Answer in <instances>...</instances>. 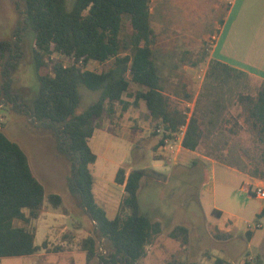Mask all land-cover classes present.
<instances>
[{"label": "rangeland", "instance_id": "obj_1", "mask_svg": "<svg viewBox=\"0 0 264 264\" xmlns=\"http://www.w3.org/2000/svg\"><path fill=\"white\" fill-rule=\"evenodd\" d=\"M73 3L74 0H67L69 8ZM213 5L211 0L173 1L164 21L178 24L180 29L175 28V31L181 33L178 37L184 42L186 50L175 49L172 54L160 51L158 62L166 91L175 97L176 103L185 112L194 108L198 94L203 92L200 111H205V132L197 151L219 162L232 164L251 176L264 156V144L256 142L257 135L246 129L240 130L238 134L231 133L227 127L232 123L227 124L225 119L229 118L233 122L232 117L241 111L235 102L237 93L247 91L256 85L255 82L250 77L241 81L205 82L207 62L201 60L194 65L195 61H192L205 57L211 35L223 16L222 10ZM23 12L22 0H0V38L17 41L13 55L0 65V79L8 81L12 93L19 96L17 104L0 102V129L24 149L46 194H60L63 203L54 207L45 199L39 218L28 223L27 226L37 229L35 244L41 246L35 254L0 257V264H103L100 256H109L110 244L98 238L95 222L69 188L72 163L58 152L57 137L53 130L36 121L29 113L28 106L32 104L39 88L38 74L53 73L54 62L49 60L37 69L34 34L23 22ZM154 24L157 25L155 19ZM170 32L165 30V33ZM63 61L69 63L67 58ZM87 67L100 71L104 64L93 59ZM135 88L132 87L133 91ZM184 88L193 94L190 103L183 99ZM79 92L81 99L78 113L99 97V91L85 86H80ZM144 109L141 105H131L123 110L117 102L115 114H105L102 118V126L106 130L97 129L89 139L91 148L98 155L93 171L96 175L104 174L106 184L114 179L121 165L128 170L145 168L148 171V175L141 179V208L160 221L163 230L155 236L148 246L147 255L137 264H165L175 257L187 264H213L218 257L225 259L227 264H242L249 255H253L255 263L259 257L258 261L264 264V215L260 214L264 200L242 188L248 182L232 166L200 160L190 163L191 167H188L184 162L169 159L171 153L160 147L155 150L161 134L155 131V124ZM210 119L213 121L211 125ZM239 119L244 121L243 116ZM223 124L226 128H222ZM127 160H130V164L125 163ZM114 188L116 199L113 201L106 199L100 189L96 190V198L105 207L109 217L120 210L123 197L122 191ZM214 206L224 210L225 215L217 224L230 228L229 232L214 224L216 220L210 219L208 222L204 218V212L208 216ZM41 218L46 220L47 228L39 220ZM227 219L231 221L224 223ZM16 223L24 224L20 220ZM186 223L191 228L186 244L169 236L175 225ZM257 223L262 226L257 228ZM89 235L96 236L98 246L97 255L87 260L82 242Z\"/></svg>", "mask_w": 264, "mask_h": 264}, {"label": "trees", "instance_id": "obj_2", "mask_svg": "<svg viewBox=\"0 0 264 264\" xmlns=\"http://www.w3.org/2000/svg\"><path fill=\"white\" fill-rule=\"evenodd\" d=\"M22 2L23 22L34 34L37 69L49 60L54 62L53 73L38 74L39 88L32 104L28 106L29 113L36 121L53 130L57 137L58 152L72 163L69 188L95 222L98 238L110 244L109 256H100L103 264H137L147 255L148 246L155 236L163 230L162 223L141 208V179L148 175V171L145 168H133L127 175L126 168L119 167L115 181L125 183V193L120 210L113 218L109 217L93 192L92 166L97 155L89 139L97 128L102 127L105 114H115L117 102L123 110L131 105L138 107L144 104L156 132L159 126H163L165 131L173 133L187 123L182 145L197 151L205 132V111H200L203 92L198 94L187 121V113L176 103L175 97L166 91L156 61L154 45L157 34L151 22V0H74L71 8L67 0ZM16 45L17 41L13 39L0 38V65L13 55ZM55 55L59 58H55ZM65 58L69 63H64ZM93 59L104 64L102 70L95 71L87 67ZM247 77L248 74L242 70L210 59L204 80L241 81ZM133 85L136 86L134 91ZM80 86L99 91V97L78 113ZM18 98L10 90L9 82L0 79V102L17 104ZM192 98L193 94L184 88L183 99L190 102ZM235 102L241 111L232 117L233 122L229 118L225 119L227 124L232 123L227 130L237 133L243 128L238 121L243 116L247 130L257 135L255 141L264 144V81L255 94L238 92ZM210 112L213 113V110ZM212 122L210 119L209 124ZM223 127L226 128L225 124ZM165 136L166 132L160 136L155 150L163 144ZM251 176L264 180V156ZM45 199L54 207L63 203L60 194H46L24 149L0 129V257L33 255L41 248L35 244L36 229L27 225L39 218ZM212 212L216 214L219 211L214 209ZM260 214L264 215V207ZM17 220L24 224H17ZM169 236L186 244L190 230L183 224H177ZM97 246L96 236L89 235L83 239L82 247L87 260L97 255ZM165 264L187 263L175 257ZM213 264L227 263L218 257ZM246 264L250 263L247 261Z\"/></svg>", "mask_w": 264, "mask_h": 264}, {"label": "crops", "instance_id": "obj_3", "mask_svg": "<svg viewBox=\"0 0 264 264\" xmlns=\"http://www.w3.org/2000/svg\"><path fill=\"white\" fill-rule=\"evenodd\" d=\"M173 1L174 0H151V7H150L151 22L157 34V42L154 45V52L156 55V61L158 65H159L158 52L161 51V53L172 54L175 51V49L179 51L183 49L186 50L184 42L179 40L181 33H179L178 31H175V28L180 29L178 24H175V21L172 23L164 21V17L169 13L168 9L172 7L171 5H173ZM211 1L214 2V5H213L214 8L218 10H222L223 16L220 22L216 24L215 26L216 30L211 35L212 40L210 41L209 48L206 52L205 57H203L201 60L206 61L208 64V61L210 59H216L230 66H233L239 70L246 72L248 76L255 82L256 85H252V87H249V89L247 91H244V93L255 94L257 90L259 89L260 84L264 81V0H211ZM185 14H188V13H185ZM154 19L157 25L154 24ZM157 26H160V27H157ZM165 30L167 31L171 30V32L165 33ZM174 31L176 32L175 34H174ZM171 40L173 41L170 42ZM199 60L200 59H195L192 61L198 62ZM160 72H161V69H160ZM240 92H243V91H240ZM141 106L145 107L144 104ZM144 110L146 111V107ZM238 121L240 122L241 125H243V128H240L239 131L240 130L242 131L243 129L247 130L246 128L247 124L245 123V121H241L240 119H238ZM103 126L97 129L106 130V128H104ZM239 131L236 134L240 133ZM179 147H180L179 152L175 156L176 158L175 162H179V161L184 162L183 164L185 166L191 167L190 163H194L195 161H200V160H203L211 164L221 163L209 156H205L201 154L199 151L187 149L183 147V145ZM125 163L130 164V160H127ZM93 166H92V171H93ZM124 167L126 168V166ZM232 167L236 168L242 175L245 176L248 183L242 186L244 190H247L248 185L255 184V183L259 184V183L264 182L262 180H258L257 178L253 176H250L249 174H246L243 170L238 169L237 167H234V166ZM131 170H128V168L126 169L127 175L129 174ZM115 176H114V179L110 181V183L106 184L105 175L101 173L100 175H96L95 172L93 171V178H94L93 192H94L95 198H96V190L100 189L103 196L105 195L104 197L106 199H110L112 201L115 200L116 197H115L114 187H116L119 191H122L124 195L125 183L123 184L117 183L115 181ZM99 205L105 209V207L102 204H99ZM263 207H264V202L262 203L260 212L263 209ZM214 209H218L219 212H217L216 214H213L212 211ZM206 214L207 213L204 212V218L207 221L210 219H213V220H216L214 224H217V222L220 221L224 217L225 212L223 209L217 206H214L212 209H210L209 215L206 216ZM39 220L44 222L45 228H47L46 220L45 219L42 220V218ZM229 220L230 219L224 220V223ZM35 223L36 222L34 221V224ZM185 226L188 227V229L190 230V234H191L190 225L187 224ZM219 228L226 230V232L230 231V228H227L224 225L219 226ZM253 264H257V258H256V263L254 261Z\"/></svg>", "mask_w": 264, "mask_h": 264}, {"label": "built area", "instance_id": "obj_4", "mask_svg": "<svg viewBox=\"0 0 264 264\" xmlns=\"http://www.w3.org/2000/svg\"><path fill=\"white\" fill-rule=\"evenodd\" d=\"M192 110H190L189 112H186L187 113V121L189 120V118L192 114ZM186 128H187V123L182 125L178 131L173 132V133H169V132L165 131L163 126H159L157 128L158 133H160L161 135H163L164 132H166L167 136L164 137V139H163L164 142L160 146V148L162 150H165V151L171 153V157H169V159L176 160L175 156L179 152V148H180L179 146L182 145V140L184 138ZM177 145H178V147H177ZM247 190L249 191V193L251 195L264 200V182L256 184V185H250L249 189H247ZM261 226L262 225L260 223L256 224L257 228H259ZM247 261L249 263L253 264L255 261L253 255L248 256L247 259L243 262V264H246Z\"/></svg>", "mask_w": 264, "mask_h": 264}]
</instances>
